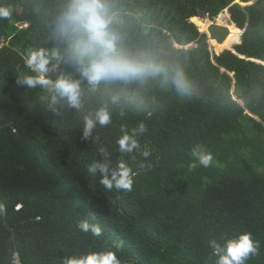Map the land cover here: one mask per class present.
Instances as JSON below:
<instances>
[{"label":"trees","instance_id":"trees-1","mask_svg":"<svg viewBox=\"0 0 264 264\" xmlns=\"http://www.w3.org/2000/svg\"><path fill=\"white\" fill-rule=\"evenodd\" d=\"M249 1L116 0L127 45L151 47L182 66L194 92L180 97L153 81L137 89L146 110L109 106L111 123L85 141L83 116L100 106L98 95L79 112L56 115L39 89L16 83L20 73L34 74L24 63L28 50L55 47L48 32L62 0H3L13 14L0 20V201L7 209L0 264H63L104 250L120 264H214L212 241L241 232L261 242L246 264H264V0ZM224 10L243 32L233 50L212 44L223 50L212 55L198 17L218 16V23ZM60 71L79 77L68 65ZM141 122L147 131L137 139L151 156L124 157L135 173L131 192L106 189L88 164L103 147L116 165L118 137ZM195 144L212 153V166L190 169ZM84 219L101 235L80 231Z\"/></svg>","mask_w":264,"mask_h":264},{"label":"clouds","instance_id":"clouds-1","mask_svg":"<svg viewBox=\"0 0 264 264\" xmlns=\"http://www.w3.org/2000/svg\"><path fill=\"white\" fill-rule=\"evenodd\" d=\"M13 7L0 0V20H10ZM125 17L116 0H62L52 16L48 38L55 40V47L34 48L27 51L24 63L34 74L20 73L18 86L28 90L39 89L41 102L46 109L59 115L65 109L77 112L85 100L93 94L100 97V106L83 116L82 139L93 137L97 125L111 123L109 106L134 107L146 110L147 104L139 97L137 89L155 81L161 88H171L180 97H191L194 85L184 68L165 58L164 54L151 47L130 48L122 30ZM61 65H68L79 73L61 72ZM136 86L129 91L130 86ZM103 86V88H102ZM147 131L143 122L131 133L124 131L118 137L121 159L112 164L103 147L97 149L98 157L88 164V172L99 174V183L108 190L131 192L135 173L124 158L139 153L147 160L151 151L141 148L138 136ZM190 169L208 168L214 164L212 153L202 144H195L190 151ZM19 207V206H18ZM6 204L0 201V216L6 215ZM77 228L94 236L102 229L87 219L77 223ZM214 264H246L250 257L259 254L261 242L250 232L212 241ZM63 264H120L115 251H92L82 255L66 256Z\"/></svg>","mask_w":264,"mask_h":264},{"label":"rangeland","instance_id":"rangeland-1","mask_svg":"<svg viewBox=\"0 0 264 264\" xmlns=\"http://www.w3.org/2000/svg\"><path fill=\"white\" fill-rule=\"evenodd\" d=\"M224 12V13H223ZM223 12H221L220 14H222V20H221V22H218L219 24H223V25H226V26H232L233 24H232V22H231V20H230V16H229V13H228V11L227 10H224ZM218 17V16H217ZM217 17L216 18H214V21H216L217 22ZM200 20H203L202 21V24H207V27H208V23H209V20L210 19H208V18H203V17H201V16H199L198 17ZM190 21H192L191 20V18H190ZM197 27H198V25L194 22V21H192ZM226 22H229V23H231L230 25L228 24V23H226ZM234 26V25H233ZM199 28V27H198ZM233 28H235V29H237V31L238 32H232V31H230V29H229V33H228V35L226 36V38H225V40L222 42V43H218V44H226V45H230L229 47H223V48H225V49H227V48H230V47H232V44H233V42H234V40L237 38V37H241V35H240V30L238 29V28H236L235 26L233 27ZM199 31L200 32H202V33H206L205 32V30L203 29V28H201V29H199ZM207 43H208V45H209V50L211 51V53H215V50H214V45H212V44H217V42H213V41H207ZM237 42H235L234 44H236ZM197 44L196 43H194V42H192V43H190V44H188V45H186L185 47L186 48H193V47H195ZM176 46H178V45H176ZM234 46V45H233ZM216 54V53H215Z\"/></svg>","mask_w":264,"mask_h":264},{"label":"water","instance_id":"water-1","mask_svg":"<svg viewBox=\"0 0 264 264\" xmlns=\"http://www.w3.org/2000/svg\"><path fill=\"white\" fill-rule=\"evenodd\" d=\"M253 1H255V0H251V1L247 2V3H252ZM247 3H242V5H245ZM201 15H202L201 17H203V18H208L207 14H205L204 12H202ZM240 31H242V30H240ZM228 33H229V29H228V27L226 25L219 24L216 21H214V19H212V20L210 19L209 23H208V27H207V32L205 33V35H206L205 36V41H210L211 39H214L217 43H222L225 40V38L228 35ZM227 49L228 50H233V47H230V48H227ZM222 51L223 50H221L219 53H221ZM215 53H212V55L219 54V53H216V54ZM241 101H243V100H241Z\"/></svg>","mask_w":264,"mask_h":264},{"label":"crops","instance_id":"crops-1","mask_svg":"<svg viewBox=\"0 0 264 264\" xmlns=\"http://www.w3.org/2000/svg\"><path fill=\"white\" fill-rule=\"evenodd\" d=\"M240 30H242V29H240ZM242 32H243V30H242V31H240V35L242 34ZM239 42H240V41H239ZM239 42H238V43H239Z\"/></svg>","mask_w":264,"mask_h":264},{"label":"built area","instance_id":"built-area-1","mask_svg":"<svg viewBox=\"0 0 264 264\" xmlns=\"http://www.w3.org/2000/svg\"><path fill=\"white\" fill-rule=\"evenodd\" d=\"M17 264H18V262H17Z\"/></svg>","mask_w":264,"mask_h":264}]
</instances>
